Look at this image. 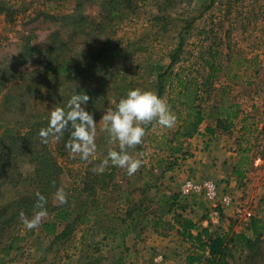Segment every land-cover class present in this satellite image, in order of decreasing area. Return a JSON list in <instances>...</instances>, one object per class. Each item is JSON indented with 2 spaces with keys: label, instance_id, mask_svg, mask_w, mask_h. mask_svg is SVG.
Wrapping results in <instances>:
<instances>
[{
  "label": "rangeland",
  "instance_id": "rangeland-1",
  "mask_svg": "<svg viewBox=\"0 0 264 264\" xmlns=\"http://www.w3.org/2000/svg\"><path fill=\"white\" fill-rule=\"evenodd\" d=\"M3 1L9 9L0 12V136L8 132L26 138L20 147L25 151L15 164L16 186H0V209L22 196L33 201L38 186L34 158L45 144L39 131L47 127L52 109L63 107L73 94L86 90L91 98L85 109L97 122L95 158H73L66 148L57 149L61 137H49L48 150L61 169L56 189H64L67 202L59 205L53 194L46 199L51 205L45 207L70 211L69 220L78 212L89 214L97 201L102 209L87 215L84 222L73 223L70 234L60 240L44 231L47 216L38 228L28 230L17 215L0 236V264H133L148 228L167 234L170 227L178 225L176 209L183 211L189 201H205L196 195L179 200L180 187L190 178L212 179L220 192L231 194L233 203L224 208V214L221 210L218 219H212H224V233L254 238L251 218L264 217V0ZM53 33H57L55 39ZM60 39L62 51H58ZM175 50V63L169 67ZM209 54L216 56L215 76L206 86L203 60ZM66 62L71 66L66 76L51 73L57 64ZM179 69L202 84L204 117L197 133L207 135L202 151L215 152L224 179L195 178L181 171L180 161L190 157L186 139L181 143L182 152L176 155L156 148L149 138L170 135L176 123L165 128L152 121L143 125L142 142L127 149L142 161L136 173L128 176L125 169L109 163L103 172L112 173L106 178L108 187L93 196L83 191L84 182L100 186L95 177L102 173L93 169L109 149L119 150L118 142L111 141L103 130V112L114 108L129 89L157 94V76ZM167 82H163L165 92L161 95L166 102ZM206 127L213 131L207 132ZM70 131L69 125L64 134ZM34 211L23 213L31 218ZM172 211L174 223L168 219L157 223L159 214L162 217ZM247 211L250 217L244 215ZM12 212L15 210H4L3 215ZM131 217L134 220L122 245L118 232L123 229L119 226L123 227L122 219L127 224ZM66 224L56 222L55 231L61 232ZM253 253L239 246L229 261L264 264V231L250 261L248 256Z\"/></svg>",
  "mask_w": 264,
  "mask_h": 264
},
{
  "label": "trees",
  "instance_id": "trees-1",
  "mask_svg": "<svg viewBox=\"0 0 264 264\" xmlns=\"http://www.w3.org/2000/svg\"><path fill=\"white\" fill-rule=\"evenodd\" d=\"M9 8L5 6L4 1L0 0V12H4ZM98 27V26H97ZM57 33H53L52 36ZM56 37L54 36V39ZM63 41L59 40L58 51H62ZM47 48V52H48ZM37 48L32 49L36 52ZM38 51H40L38 49ZM177 51L175 50L174 54L171 57L169 67L173 66L175 59L177 57ZM36 54V53H35ZM39 55V54H37ZM215 54H209L207 58L203 60V66L207 69V75L205 78V84L208 85L215 76ZM70 64H57L51 73L55 72L60 73L61 75L66 76L70 70ZM158 78V88L157 95L161 97L162 93L165 92V86L163 82H167V93L168 99L167 103L170 107V110L176 116V127L170 130V135L161 134L160 136L153 135L149 138V141L154 144L158 149L167 151L170 155H176L182 152L181 143L182 140L192 137L198 132L199 126L203 121V108L201 106L200 98V82L198 79L188 73H185L184 70L179 69L176 72H168L165 70L163 73L157 76ZM89 99L91 95L89 91H84ZM82 93V94H83ZM91 102V101H90ZM227 118V117H226ZM217 123H221L219 116L216 117ZM207 132H212L213 128L206 127ZM69 135L61 136L62 142L60 146H57V149L60 150L65 148V142L69 139ZM7 137V138H6ZM26 138L20 134H11L4 132L0 136V142L2 144V149L0 150V174L3 177V180L0 182V186L3 183L16 186L18 181L17 176L15 175L16 168L15 164L17 158L20 154L25 151V148H20L22 140ZM28 138V137H27ZM9 140L6 142V140ZM29 144H26L28 147ZM34 160L35 164V180L38 183L36 191H39L42 195L49 200L50 196L54 194L57 187V182L59 178V173L61 171L60 166L57 164L55 158L50 155V150H48L47 144H42L41 148L37 150ZM173 164V160L170 163V167ZM18 175V174H17ZM112 175L111 172L102 173L99 176L96 175L95 182H99L100 186H89L86 182L83 183V191L88 190L89 194L93 196L96 191L105 190L108 187V182L106 178H110ZM20 177V175H19ZM54 181L52 185L51 182ZM82 192V191H81ZM125 196L129 199L128 192H125ZM28 196H22L18 200H13L10 205H6L0 209V236H3L6 232V229L15 221L16 216L20 215V212H28L34 208L36 201L35 198L33 201L28 200ZM46 204H50L47 202ZM84 204V203H82ZM51 205V204H50ZM53 207L47 208V219L43 221V229L45 232L51 234L55 240H60L70 234L71 225L76 221L84 222L87 215L97 213L101 208V203L96 202V205L89 210V214L77 213L73 220H69L71 212L65 209L53 210ZM102 209V208H101ZM4 210H15L11 215H3ZM129 215V212L127 213ZM134 217H131L129 222L126 224L125 220L122 219V226H119V230L123 231L118 232L120 237V243L123 245L124 237L127 235L129 230V225L133 222ZM69 221V222H68ZM56 222H67L65 228L61 232H56ZM182 227L185 233V230L192 227V224L189 220L182 219ZM250 231L254 236L253 239L244 235L243 233L237 232H226L223 234L219 233H210L207 230H201L200 233L192 235L186 233L188 240L193 241L196 246V251L192 255L187 257V262H199L204 256L205 260L209 264H232L229 261V258H232V251L237 247L246 246L250 251L254 250V253L250 258V261H253V256L257 254V244L260 242V237L264 231V217H253L250 221ZM207 254V256H205Z\"/></svg>",
  "mask_w": 264,
  "mask_h": 264
},
{
  "label": "clouds",
  "instance_id": "clouds-1",
  "mask_svg": "<svg viewBox=\"0 0 264 264\" xmlns=\"http://www.w3.org/2000/svg\"><path fill=\"white\" fill-rule=\"evenodd\" d=\"M88 100L86 94L75 93L63 107L52 109L47 116V127L39 131L41 143H48L49 137L53 136L59 139L70 125V136L65 142V148L73 158L78 155L84 161H88L90 157L94 159L97 150L95 143L97 122L94 121L93 114L85 109ZM100 120L103 121V130L110 140L118 142L119 150L109 149L106 158L93 171L103 173L105 167L111 163L115 167L125 169L126 174L132 176L141 167L142 161L130 155L127 149L142 142V137L145 135L143 125L156 121L160 126L172 128L176 116L166 100L155 92L133 88L127 90L126 94L115 103L114 108L104 111ZM35 196L36 211L32 217L20 213L21 222L28 230L38 228L42 219L47 216L46 197L39 191ZM54 197L59 205L67 202L63 188H57Z\"/></svg>",
  "mask_w": 264,
  "mask_h": 264
},
{
  "label": "crops",
  "instance_id": "crops-1",
  "mask_svg": "<svg viewBox=\"0 0 264 264\" xmlns=\"http://www.w3.org/2000/svg\"><path fill=\"white\" fill-rule=\"evenodd\" d=\"M207 139V135L204 136L202 133H197L187 138L186 144L188 145L190 157L186 156V159L180 161L178 168L195 178L224 179V172L221 170L220 162L214 158L215 152L210 151L206 153L202 151L203 141L206 143ZM180 170L177 169L176 172ZM209 209L210 205L205 201L203 203L189 201L186 208L183 207V211L176 209V212L181 214H179L180 216H176L178 225L170 227L167 232L168 235L166 233L164 234L166 236L160 235L157 232L159 230H156V228H148V231H145L143 235V241L139 244V252L133 264H208L204 256L199 262H187V257L197 251L195 243L187 239L186 233L196 235L201 230H207L210 233L223 234L226 231L224 229V219L221 218L219 222L211 220L208 217ZM222 214H224V209ZM159 215L155 218L157 223L160 219H168V221L174 223L173 211L171 213H163L162 217L161 214ZM183 218L189 220L192 224V227L185 230V233L182 227Z\"/></svg>",
  "mask_w": 264,
  "mask_h": 264
},
{
  "label": "built area",
  "instance_id": "built-area-1",
  "mask_svg": "<svg viewBox=\"0 0 264 264\" xmlns=\"http://www.w3.org/2000/svg\"><path fill=\"white\" fill-rule=\"evenodd\" d=\"M180 199H186L187 196H200L206 202L212 204L208 217L218 219L221 210L227 208L233 203V198L228 192H220L218 184L212 179H186L180 187ZM247 217L251 216L250 211L245 212Z\"/></svg>",
  "mask_w": 264,
  "mask_h": 264
}]
</instances>
